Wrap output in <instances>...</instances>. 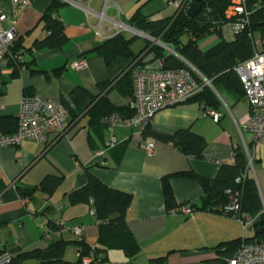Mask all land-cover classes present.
Instances as JSON below:
<instances>
[{
	"label": "crops",
	"instance_id": "crops-1",
	"mask_svg": "<svg viewBox=\"0 0 264 264\" xmlns=\"http://www.w3.org/2000/svg\"><path fill=\"white\" fill-rule=\"evenodd\" d=\"M21 1L30 2V6L13 11L12 0H0V5L9 14L8 23H15L14 46L19 52L30 51L25 60L28 68H21L15 78H10L14 71L10 67L0 71V79L7 81L0 94V117L17 118L25 94L60 100L77 87L86 89L94 97L107 94L115 106H128L130 98L125 99L111 90L113 86L102 94L99 84L114 81L129 62L118 60L107 66L94 49L121 33L119 24L129 26L130 17L142 5V13L152 20L170 18L175 13L174 8L160 0L150 3L148 0H120L119 3L118 0H81L79 6L73 3L76 0H59L65 5L57 18L64 24L67 43L62 49L36 50L35 43L47 36L40 21L53 0ZM102 13L104 19L98 36ZM123 34L130 38L127 33ZM147 41L154 44L152 40ZM81 60H85L86 66L81 70L73 68V64ZM31 69L42 73L34 74ZM58 69L62 72L56 77L54 72ZM221 99L219 122L208 114L209 110L196 103L185 102L160 111L152 123V128L159 132L191 129L202 136L208 144L206 159L202 161L189 158L171 144L159 141H154V154L148 157L132 129L115 127L110 132L102 125H89V117L84 112L87 102L77 108L81 114L79 119L69 125L63 135H51L47 147L25 141L20 148H0V254L16 249L43 251L58 241H47L44 236L51 229L43 224L45 217L38 213L46 202L52 207L61 206L65 224L83 226L85 243L91 248L96 247L98 226L91 216L90 206L68 205V195L86 185L89 171L105 185L133 195L127 220L141 247L136 264H149L150 259L165 255H168V264H223L216 250L223 244L243 238L241 224L231 216L209 211H196L189 217L180 212L169 214L162 191V179L166 176L193 171L213 179L223 165L234 164V150L239 145L243 146L240 130L248 119L250 106L244 98L236 100L223 95ZM112 135L120 144L108 150L103 157H97L96 153L105 149ZM244 138L253 154L251 177L264 202V141L252 145L248 134ZM61 173L65 181L52 197L48 198L41 191L33 199H26L27 202L20 197L18 187L38 186L45 176ZM12 183H15V188ZM171 184L178 209L182 205L190 208L201 205L203 191L197 182L174 177ZM46 218L52 224L58 219L52 210ZM245 237H254V231L247 230ZM63 239L73 242V236L68 232L63 234ZM67 256L64 257L66 261L69 260ZM105 257L107 261L101 264L127 263L120 250H111Z\"/></svg>",
	"mask_w": 264,
	"mask_h": 264
},
{
	"label": "trees",
	"instance_id": "trees-1",
	"mask_svg": "<svg viewBox=\"0 0 264 264\" xmlns=\"http://www.w3.org/2000/svg\"><path fill=\"white\" fill-rule=\"evenodd\" d=\"M152 1L155 0H148L147 3ZM191 1L189 0L183 9L175 10L170 18L162 20H152L149 16H145L142 13L144 7L142 5L128 21L129 27L153 40H159L162 45L172 48L178 56L171 54L158 44L152 45L151 41L137 54L133 51L135 37L127 38L123 33L105 40L94 49V53L102 57L107 66L118 60L129 62L127 68L114 81L99 84L102 94L113 86L111 90H115L123 98H130L132 101L134 98V73L142 65L144 58L152 55L153 61L161 63L163 71L187 69L203 86L202 91L188 100V103H196L205 110L218 112L223 105L221 99L223 95H230L236 100L245 99V91L235 68L253 56V45L249 35L256 33L259 38L264 37V5L255 8L251 16L250 27L247 30L235 35L232 40H227L223 35L222 28L228 23L225 12L231 0H200L203 4V12L193 19L186 15V9ZM64 5L59 0H53L42 15L40 24L47 36L35 43L36 50L62 49L66 45L65 27L57 18ZM214 35H219L214 44L203 47L206 41ZM12 51L19 53L15 46ZM28 66L25 62L17 64L12 60H8L6 63V68L10 67L14 70L11 79L17 76L21 68H28ZM190 66L206 81L210 82L212 87L205 85L203 79ZM31 72L34 74L42 73L33 69ZM61 72L62 69L56 70L54 76H60ZM47 77L50 79L48 74ZM6 83L5 79H0V94L3 92ZM25 97L33 96L25 94ZM58 101L68 112L70 119V122L68 119V127L79 119L81 114L77 108L84 102H87L84 112L89 117V125L92 126L102 125L108 129L105 120L112 114H119L123 118L135 116V110L131 108L130 104L124 107L115 106L110 102L107 94L94 97L82 87L75 88L67 97H62ZM17 127V118L0 117V131L3 134L11 135L16 132ZM143 138L171 144L177 151L189 158L199 161L206 159L207 141L191 129H179L173 133H164L154 130L151 125L144 130ZM234 153V164L223 165L213 179L202 177L193 171L164 177L162 179V191L167 213L171 214L173 210L178 209L171 180L174 177H183L197 182L203 191L201 205L191 207L194 212L209 211L224 214L223 208L229 204L230 196L236 194L241 218L246 220L257 217L262 211V199L255 180L247 175L242 182H237V179L243 177L247 172V155L241 145L235 148ZM64 181L63 173L52 174L45 176L38 186L18 187L17 190L22 199H33L38 191L50 198L59 190ZM133 199L132 194L105 185L87 171L86 185L68 195V205L71 207L90 206V210L94 213L92 217L98 226L97 246L89 247L84 238L82 241L76 239L73 242L65 241L62 234L57 236L55 240L58 241L46 250L23 252L16 249L12 251L11 253L16 254V256L11 264H28L29 262H36V264H84L83 259L91 253L94 254V260L90 264H101L107 261L105 254L111 250L122 251L127 258L126 264H136L137 258L141 255V247L134 238L127 220V212L133 204ZM185 206L187 205H182L179 208ZM55 207L46 202L38 215L45 217L51 231L58 232L60 227L56 223L52 224L46 218L51 210L55 213ZM58 207L61 208L59 205ZM254 228V237L245 238V242L256 241L264 244L262 219L257 220ZM242 242L243 240L240 239L217 248L216 251L223 260V264L233 258L240 249ZM71 244L78 247V258L74 263L64 259L65 251ZM222 247L225 248V252H220L219 249ZM149 264H168V255L152 258L149 260Z\"/></svg>",
	"mask_w": 264,
	"mask_h": 264
},
{
	"label": "built area",
	"instance_id": "built-area-1",
	"mask_svg": "<svg viewBox=\"0 0 264 264\" xmlns=\"http://www.w3.org/2000/svg\"><path fill=\"white\" fill-rule=\"evenodd\" d=\"M80 2L81 0L73 1L78 6L81 5ZM188 2L189 0H167L168 6L175 10L183 9ZM259 5H264V0H231L225 12L228 23L222 28L225 39L232 40L235 35L247 30L251 24V16ZM12 6L13 11L23 10L30 6V2L12 0ZM103 19L104 13L99 16L98 36L101 35ZM8 21L9 14L0 5V71L6 67L8 60L22 64L28 56L27 52L14 53L12 51L16 40V28L14 22L8 23ZM7 23L8 25H6ZM119 28L122 30L121 33L137 32L125 25L119 24ZM218 37L219 35L212 36L203 47L214 44ZM249 37L253 45V56L235 68V72L245 91V99L250 106L248 119L240 130L243 148L248 158V168L246 174L237 179L238 183L242 182L247 175L251 176L253 171V154L244 135L248 134L250 136L252 145H258L261 141H264V37L257 39V41H255L253 34H250ZM157 44L174 54L172 53L173 49L162 45L160 42ZM153 60L152 55L146 56L142 65L134 73V98L130 106L135 110V116L133 118H123L119 114H112L105 120L110 132L115 127L132 129L134 136L144 146L148 157H152L154 154V140L144 139L143 132L152 125L155 116L166 108L176 107L187 102L203 89V86L198 83L191 71L187 69L163 71L161 63ZM85 66V60L73 64V68L77 70H81ZM190 68L203 79L205 85H211L193 67L190 66ZM208 114L215 122L220 121L221 115L218 112L209 110ZM17 119L18 127L15 133L5 135L0 131V148H20L25 141H34L41 146L47 147L51 135L61 136L66 132L69 115L58 100L43 99L38 96H24L20 102V111ZM118 144L119 141L112 135L106 143L105 149L98 151L96 156L103 157L108 150ZM12 187L15 188V183H12ZM24 202H27V200L24 199ZM176 212L188 217L194 214L193 209L188 206L173 210L171 213L174 214ZM223 212L224 215L236 219L243 230V242L240 249L225 264H264V244L256 241L252 243L245 242L246 231H254V226L259 218L262 219L264 224V202H262V211L257 217L243 220L239 214L240 207L235 194L230 196V202L223 208ZM55 213L58 218L56 225L60 227V230L58 232L48 230L44 235L45 239L47 241L54 240L57 236L68 232L77 241H82L84 238V227L66 226L61 217L62 209L58 206L55 207ZM93 214V211H91V216ZM43 224L48 225V221L45 219ZM219 250L220 252H225L224 247ZM216 253L218 254V251ZM15 256L16 254L11 252L0 254V264H11ZM93 260L94 254L91 253L83 259V263L90 264Z\"/></svg>",
	"mask_w": 264,
	"mask_h": 264
},
{
	"label": "rangeland",
	"instance_id": "rangeland-1",
	"mask_svg": "<svg viewBox=\"0 0 264 264\" xmlns=\"http://www.w3.org/2000/svg\"><path fill=\"white\" fill-rule=\"evenodd\" d=\"M160 1L167 2V0H160ZM119 2H120V0H118V3ZM116 5H118V4H116ZM119 9H120V7H119ZM127 36L130 38L135 37V43L133 45V51L137 54L143 50V48L146 46V44L148 42L147 39L142 34H140L139 32L127 33ZM254 37H255V41H257V39H259V36L256 33L254 34ZM154 44H157V43H154ZM73 241H76L74 237H73ZM97 244H98V239H97L96 245ZM92 248H94V247H92ZM66 254L68 255L67 257L69 259L68 262H71V263L76 262L77 246L75 244L69 245L67 247V250L65 251V255ZM28 264H30V263H28Z\"/></svg>",
	"mask_w": 264,
	"mask_h": 264
},
{
	"label": "water",
	"instance_id": "water-1",
	"mask_svg": "<svg viewBox=\"0 0 264 264\" xmlns=\"http://www.w3.org/2000/svg\"><path fill=\"white\" fill-rule=\"evenodd\" d=\"M203 12V4L200 2V0H192L190 3H189V6L188 8L186 9V15L190 18V19H193L195 18L197 15L199 14H202ZM203 20V18H202ZM147 39L151 40L149 37L146 36ZM152 41L154 43H158L159 40H153ZM174 53L175 55H177L174 51L172 52ZM210 87H212L210 85ZM262 225V224H260Z\"/></svg>",
	"mask_w": 264,
	"mask_h": 264
}]
</instances>
